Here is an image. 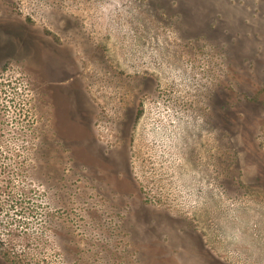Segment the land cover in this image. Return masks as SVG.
<instances>
[{
    "label": "rangeland",
    "instance_id": "374dc122",
    "mask_svg": "<svg viewBox=\"0 0 264 264\" xmlns=\"http://www.w3.org/2000/svg\"><path fill=\"white\" fill-rule=\"evenodd\" d=\"M0 264H264V0H0Z\"/></svg>",
    "mask_w": 264,
    "mask_h": 264
}]
</instances>
